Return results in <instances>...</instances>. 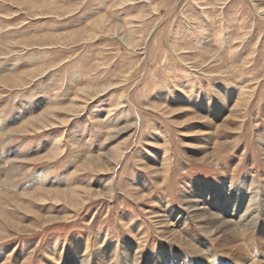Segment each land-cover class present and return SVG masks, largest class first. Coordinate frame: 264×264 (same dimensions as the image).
<instances>
[{
  "label": "rangeland",
  "instance_id": "obj_1",
  "mask_svg": "<svg viewBox=\"0 0 264 264\" xmlns=\"http://www.w3.org/2000/svg\"><path fill=\"white\" fill-rule=\"evenodd\" d=\"M0 121V264H264V0H0Z\"/></svg>",
  "mask_w": 264,
  "mask_h": 264
},
{
  "label": "bare ground",
  "instance_id": "obj_2",
  "mask_svg": "<svg viewBox=\"0 0 264 264\" xmlns=\"http://www.w3.org/2000/svg\"><path fill=\"white\" fill-rule=\"evenodd\" d=\"M43 71H45V70H43ZM32 78V77H31ZM42 117V116H41ZM32 121V120H31ZM37 120H35V122H36ZM39 122V121H38ZM1 124H3L2 123V121H0V125ZM6 125V124H5ZM35 130V129H34ZM8 132V131H7ZM3 136V135H2ZM59 144V143H58ZM56 153H57V151L56 150H54ZM15 153V152H14ZM52 154H54L53 152H52ZM50 155V154H49ZM55 155V154H54ZM97 160V159H96ZM35 161V160H34ZM100 161V160H99ZM91 163V162H90ZM83 164V163H82ZM87 164V163H86ZM83 167V166H82ZM78 170V169H77ZM76 170V171H77ZM11 172V171H10ZM39 178V177H38ZM34 181H36L35 179H34ZM209 190V187L208 188H206V187H204V189H203V195H201L200 196V199L201 198H203V201H204V205L205 206H203V208H198V210L197 211H193L192 213H198V214H200V215H198V214H195V218H199V221L198 222H200V221H205L206 220V222H205V224L207 223V224H209V226L208 227H206L205 229H204V231H206V230H209V229H211L213 232H214V234H222L224 237H231V239L232 240H234V238L236 237V235L238 234V233H245L244 234V236H246L247 237V235H249V233H250V231L252 230V228L253 227H251V226H249V225H251V223L253 224V222H250L251 220H253V219H251L250 217H253V216H255L256 214V211H253V210H251L250 212H247V213H245V211H244V216L242 217V219L240 220V222H237V220H234L232 217L234 216V214L233 213H235L234 211H235V209L234 208H236L237 207V205L238 204H240L239 202H241V201H239V198L238 197H235V199H232V202H231V200L228 198V197H223L221 194L220 195H213V196H210V197H208L207 195L209 194V192L207 193V194H204L205 193V191L207 192ZM41 191H44V190H41ZM48 191V190H47ZM50 191V190H49ZM52 191H55V190H53L52 189ZM51 192V191H50ZM73 192V191H72ZM57 193V192H56ZM223 193V192H222ZM59 194V193H58ZM243 194V193H242ZM48 195H49V193H48ZM54 195H56V194H54ZM47 196V195H46ZM250 196H252V195H250ZM249 197V196H248ZM255 197V196H254ZM254 197H252L253 199H255ZM199 198V197H198ZM197 198V201L199 200ZM242 198V197H241ZM257 199V198H256ZM238 200V201H237ZM242 202H243V200H242ZM241 202V203H242ZM259 202V201H258ZM194 203V202H193ZM196 204V203H195ZM202 204V203H201ZM254 204H256V203H254ZM262 204V203H261ZM261 204H259V205H261ZM194 206L195 205H193L192 207L194 208ZM256 206V205H255ZM198 207V206H197ZM252 207V206H251ZM250 207V208H251ZM262 207V206H261ZM260 207V208H261ZM221 209V210H220ZM239 210V209H238ZM240 211V210H239ZM263 211H264V209H263ZM232 212V213H231ZM258 213V212H257ZM193 214V215H194ZM222 214H225V216H227L228 217V220H223L222 218H220L219 219V217H222L221 215ZM258 215V214H257ZM217 216V217H216ZM232 216V217H231ZM238 216H240L241 217V215H238ZM260 216H262V214L260 215ZM263 216H264V214H263ZM262 216V217H263ZM245 217V218H244ZM247 217H249V218H247ZM259 217V216H258ZM248 219V220H247ZM249 219H251V220H249ZM255 219V218H254ZM259 219V218H258ZM247 220V221H246ZM259 220H261V219H259ZM263 220H264V217H263ZM244 221V222H243ZM246 221V222H245ZM249 221V222H248ZM248 222V223H247ZM256 222V221H255ZM184 225H185V223H184ZM255 225V224H254ZM183 229H184V227H182ZM186 230H188V232L190 233V234H192V232H191V230L192 229H190L189 228V226H188V228L186 229ZM184 234V233H183ZM191 236V235H190ZM240 237V236H239ZM249 237V236H248ZM193 239H195V237H193ZM229 239V238H228ZM229 242V241H228ZM225 243H227V241L225 242ZM232 244V243H231ZM230 244V245H231ZM237 244V243H236ZM189 245H191V244H189ZM242 245V244H241ZM245 245V244H244ZM246 246H247V244H246ZM87 247V246H86ZM231 248V247H230ZM233 248V247H232ZM185 250V249H184ZM245 252H247V251H245ZM246 255V254H245ZM262 262V261H261ZM262 264V263H261Z\"/></svg>",
  "mask_w": 264,
  "mask_h": 264
}]
</instances>
